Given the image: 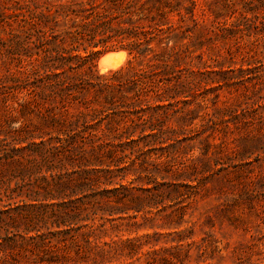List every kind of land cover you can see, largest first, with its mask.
Returning a JSON list of instances; mask_svg holds the SVG:
<instances>
[{"label":"trees","instance_id":"trees-1","mask_svg":"<svg viewBox=\"0 0 264 264\" xmlns=\"http://www.w3.org/2000/svg\"><path fill=\"white\" fill-rule=\"evenodd\" d=\"M254 3L264 9V0ZM233 6L234 0H0V97L11 99L13 112L0 137V264H104L119 251L137 253L131 242L114 240L121 226L115 222L156 209L166 197L174 202L182 186L167 184V194L162 184L137 191L103 166L163 154L189 132L173 122L194 124L190 108L199 105L204 85L218 91L240 78L246 89L264 91L263 62L236 77L220 63L218 71H203L204 47L234 31L250 26L264 43V13H240L244 24L228 26ZM119 50L126 65L105 75L98 57ZM230 116L224 124L254 127L258 138L248 149L264 155V95ZM215 140L208 135L206 148Z\"/></svg>","mask_w":264,"mask_h":264},{"label":"rangeland","instance_id":"rangeland-1","mask_svg":"<svg viewBox=\"0 0 264 264\" xmlns=\"http://www.w3.org/2000/svg\"><path fill=\"white\" fill-rule=\"evenodd\" d=\"M255 1L234 0L235 17L227 18L228 26L233 21L244 24L240 13L263 14V8L254 9ZM232 12L221 10L224 15ZM248 27L243 33L234 31L225 40L219 38L207 44L203 50L206 63L203 71H218L220 63L225 71L234 70L231 77H236L240 68L253 69L259 62L264 63V43ZM127 61L128 55L123 65ZM230 63L233 64L229 68ZM240 81L234 79L229 82V88L218 91L211 90L214 85H204L198 91L203 97L199 105L190 108L194 124L173 122V127L183 126L189 132L170 141L172 146L163 154L105 161L103 168L109 166L115 175L124 177L118 181L137 191L162 184L161 190L167 194L169 183L182 187L174 202L166 197L164 204L156 209L145 208L135 218L136 214L130 211L123 220H117L115 223L121 226L120 232L113 234L114 240L131 242L137 253L129 255L130 250L125 249L110 255L104 264H264V196L261 195L264 155L258 148L251 152L248 149L258 133L253 126L238 129L232 123H223L235 111L238 114L246 111L264 91L260 92L258 87L246 89ZM11 116V99L0 97L1 138L9 131L6 123ZM32 122L44 128L40 120ZM214 123L219 124V131L213 132ZM213 133L216 146L206 148L204 140ZM205 151H209L207 157L203 155ZM204 161L209 163V168H204ZM6 174L10 176L12 170ZM251 191L253 196L248 198ZM181 209L183 214L178 215ZM103 240L109 242L110 237Z\"/></svg>","mask_w":264,"mask_h":264},{"label":"bare ground","instance_id":"bare-ground-1","mask_svg":"<svg viewBox=\"0 0 264 264\" xmlns=\"http://www.w3.org/2000/svg\"><path fill=\"white\" fill-rule=\"evenodd\" d=\"M126 58L127 53L124 51L108 53L103 60L98 63V68L102 73L114 71L125 63Z\"/></svg>","mask_w":264,"mask_h":264},{"label":"water","instance_id":"water-1","mask_svg":"<svg viewBox=\"0 0 264 264\" xmlns=\"http://www.w3.org/2000/svg\"><path fill=\"white\" fill-rule=\"evenodd\" d=\"M119 51H121V50H119ZM119 51H109V52H105V53H103L102 55H100V56L98 57V59H97V64L100 63V62L103 60V58L105 57L106 54L111 53V52H119Z\"/></svg>","mask_w":264,"mask_h":264},{"label":"clouds","instance_id":"clouds-1","mask_svg":"<svg viewBox=\"0 0 264 264\" xmlns=\"http://www.w3.org/2000/svg\"><path fill=\"white\" fill-rule=\"evenodd\" d=\"M123 67H124V65H120V67L116 68L115 71H120ZM105 75H107V72H105Z\"/></svg>","mask_w":264,"mask_h":264}]
</instances>
